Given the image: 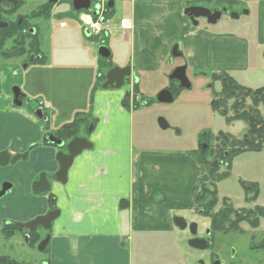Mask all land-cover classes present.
I'll return each instance as SVG.
<instances>
[{"label": "crops", "instance_id": "0c3cea01", "mask_svg": "<svg viewBox=\"0 0 264 264\" xmlns=\"http://www.w3.org/2000/svg\"><path fill=\"white\" fill-rule=\"evenodd\" d=\"M130 1L133 5L131 16L127 17L130 29L123 32L118 26V30L130 45L128 66L135 79L136 74H160L168 66L172 70L176 59L182 60L179 66L186 63L187 69H199L201 73L231 74L250 68L249 42L230 33L192 25L183 15L184 0ZM261 17L264 22V6ZM57 25L53 23L51 28L55 36L68 37L79 31L91 38L77 21H68L66 29H58ZM87 45L95 57L96 47L92 43ZM172 50L178 54L173 56ZM171 55L173 62H170ZM45 56L44 64L34 65L25 92L40 100L54 119L58 116L56 104L65 101L54 98L57 92L51 73L54 68L47 65L51 59ZM97 66L88 67L92 69L88 86L95 95L89 111L83 113L88 114L89 122L98 119L100 126L97 130L94 123L96 133L87 139L93 147L74 159L67 182L56 186L55 208L61 214L53 223L48 252L50 264H132L130 244L134 236L176 233L179 229L174 217L192 214L200 187L208 182L205 167L192 156L195 150L148 146L142 135L135 134V116L141 106L138 103V109L124 106L126 91L97 88ZM17 115L20 118L4 121L0 118V150L9 147L12 152H23L29 144L41 143L47 132L27 112ZM71 122H64L59 128ZM51 128L55 130L52 125ZM53 155L52 148L39 146L32 152L30 162L0 170V182L9 180L15 185L14 191L0 202L1 214L7 210L5 213L11 218L17 217L13 221H24L35 216L33 211L46 213L49 202L39 198L43 193H30V189L40 172L45 171L47 177L53 173L55 177L59 165ZM123 200L129 204L126 209L120 208Z\"/></svg>", "mask_w": 264, "mask_h": 264}, {"label": "rangeland", "instance_id": "374dc122", "mask_svg": "<svg viewBox=\"0 0 264 264\" xmlns=\"http://www.w3.org/2000/svg\"><path fill=\"white\" fill-rule=\"evenodd\" d=\"M174 1L176 0H159L162 3ZM37 5L36 0H29L25 11H31ZM54 5L52 24L58 23L61 17V20L67 23L68 21L71 23L76 21L70 0H58V3ZM132 9V1L115 0L114 13L105 17L109 21L110 35L108 38L103 36L94 37L93 35L91 38H86L84 33L79 31L68 37L55 36L50 29L47 32L44 31L45 33L42 32L44 34L41 36L43 52L51 59L47 65L52 66L51 69L54 68L51 73L54 74L57 84V92L54 98L65 101L62 104H56L57 106L54 108L58 116L52 119L51 124L55 128L53 131L56 132V129L64 122H74L79 113L83 117L88 115L83 112L89 111L95 95L93 90L91 91V87L88 86L90 82L89 73L91 74L92 71L88 67L89 65L93 66V64L99 66L97 61L100 47L105 46L111 51V64L113 67L125 68L131 63L130 45L124 40L123 33L118 30V24L122 17L129 18L131 16ZM258 20L259 18H257L254 11L253 16L249 17L247 24L244 26L223 22L215 25V27H203L217 33L239 35L249 41L250 68L248 70L233 71L230 75L242 86L252 90L264 88V27H259ZM258 38L262 42H258ZM87 43H92L96 47L97 55L95 57L91 56ZM90 57H92L91 61ZM181 61V59H176L173 67L179 66L182 63ZM174 68L171 70L168 66L160 74L146 76L136 74L137 90L136 86L133 89L132 84L134 82H126L119 89L131 94L135 91L137 103L142 108L135 116V134L142 135L148 146L153 145L177 150H197L200 142H202L208 149L206 158L208 162H211L215 155L212 158L209 155L210 153L231 151V148L224 146L219 139L220 132L226 133L232 138L241 139L247 130V126L242 121L228 123L226 118L212 107L213 100H218L217 95L221 91L222 85L220 82L212 80L211 72L201 73L199 69H187L186 75L191 83V88L182 90L173 103L158 102L157 96L167 86L168 76L174 71ZM34 69V65L24 68L21 59L0 64V110H10L9 107L13 101L12 91L15 87H23L25 91L28 90V80H30L31 71ZM133 80L135 81V79ZM35 104L33 102L31 105L34 106ZM138 107L136 108L138 109ZM260 110L264 115V106H261ZM231 116H233V112H229V117ZM159 119H164L169 128L163 130L159 125ZM92 122L93 124L87 130L85 129L79 133V137L87 140L96 133L94 123L97 124V130L100 123L95 118ZM205 134L209 137L201 139ZM52 149L54 150L52 158L59 165L58 148ZM45 159L48 158L45 157ZM225 169V166L222 165L219 167V172H224ZM228 171L229 176L216 184L218 204L212 212L217 213L224 210L226 208L224 201H228L227 206H230V202L233 204L232 207L237 209L234 212H249L250 215V211L256 210L257 207L264 209V152H247L235 157ZM43 174L47 176V173L43 171L38 173L36 178L39 179ZM48 177L51 188L39 196L40 199L46 200V202L52 195H56V186H62V183L58 182L56 177H53V173H48ZM243 183L258 186V197L255 201L252 199V194L250 196L245 192ZM32 192L33 184L30 189V193ZM247 196H250V199ZM3 200L4 198L0 199V202ZM1 204L4 207L6 205ZM10 208L11 205L7 209ZM243 208L249 210L243 212L241 211ZM50 210L51 207L47 205L45 214H35L33 211L35 215L33 218L20 220L19 222H29L46 215ZM197 210L201 209L199 206L194 205L192 214H188L184 219L188 223L195 222L198 224L200 234H203L204 229L211 226L212 219L202 214L198 215ZM5 212L7 210L2 211V214L0 213V220L7 219L11 221L17 219L15 215L14 218H11L12 216L10 217V214ZM251 218V220H254L255 216L252 215ZM234 220L235 218L231 217L223 230L214 232L213 239L217 246L212 253L217 250L229 255L234 250L237 255L246 256L249 264H264V247L256 251H252L250 248L251 242L254 245L264 244V219H259L258 228H254L249 221H243L237 231L230 229V224ZM52 228L42 230V237L52 236ZM190 237L189 230L187 232L177 230L176 233L137 234L134 236L133 243L130 244L133 251L132 264H196L198 252L188 245L187 240ZM209 253L207 252L206 255H209ZM0 254L10 255V257L23 264H50L49 253L30 248L22 235L5 239L0 232Z\"/></svg>", "mask_w": 264, "mask_h": 264}, {"label": "flooded vegetation", "instance_id": "af4514ba", "mask_svg": "<svg viewBox=\"0 0 264 264\" xmlns=\"http://www.w3.org/2000/svg\"><path fill=\"white\" fill-rule=\"evenodd\" d=\"M28 2L29 0H0V64H2L3 62H7L11 60H18V59L23 60L24 68H29L31 65H39L42 63L44 64V60L46 56H45V53L43 52V42L41 41V36L44 35L42 34V32L44 31L47 32L49 31V29L51 30L52 28V18H53L54 6L49 12L48 6H47V4H51L49 0H36L38 5L34 9H31V11H25V8L28 5ZM263 6H264V0H184L183 15L187 18V20L192 25H195L196 27H200V28L201 27H215V25L219 23H223V22H225L226 24H240L241 26H244L247 24L249 17L253 16L254 11H255V15L257 16V18H259L258 25L260 27L264 25V22L262 21V17H261ZM199 8L209 10L211 12V15H209L207 12L203 10H198ZM40 12H43L46 17L41 19L38 15L40 14ZM232 35L236 36L239 39H244V38H241L239 35H235V34H232ZM257 41L262 42L261 39L259 40V38ZM171 53L176 55L178 54V51L172 50ZM42 59H43V62H41ZM174 60L175 59H173V56L170 57V62H173ZM184 65H186V63H184L182 66ZM186 72H187V69H186ZM106 75H105L104 80L102 79V81L100 82L98 81L97 88L103 87V85L106 82ZM97 78H100V79L103 78L99 70H98ZM131 80H132L131 78L126 79L125 84L126 82L132 83ZM215 82H219V81H215ZM237 83L241 85L239 82ZM132 85H133V89H135V85L134 84ZM180 85H181L180 82L177 80H169L165 89L170 90L174 98L176 99L178 94L182 90H184V88H181ZM12 97H13V101H12V104H10V107H9L10 110L0 111V118H2L3 121L8 118L17 119V118H20L17 114L21 115V112L24 111V112H27L28 115L31 116L37 122H41L47 128V132L44 135V138L41 143L33 142L29 144L27 149L23 152L21 151L12 152L9 147H6L0 150V170H6L7 168H10V167L17 168V166L20 163L30 162L32 152L36 150L39 146L58 148L59 152H63L67 154L68 153L67 145L69 144V142L73 138L79 137V133L81 131L85 129L87 130L90 127V125L93 124L92 122H88L85 126L80 127L78 133L72 139L68 140L66 137L67 136L66 133L64 134L61 133L58 135L57 131L60 128L56 130V132L51 130L52 129L51 128L52 118L49 112L42 105L43 103L40 100L28 96L25 90L23 89V87L21 88L15 87L12 91ZM126 99L128 103L126 102L124 106L128 108L129 107L136 108L137 95L135 94V91L133 93V97H132V94L128 92V94L126 95ZM216 101L217 99H214L212 104H215ZM33 102L36 103L34 106L31 105ZM19 104H21V106H17ZM227 104H235V100L230 99L227 102ZM244 104H248V102L246 101ZM37 113L39 114V116L37 115ZM40 117L43 118L44 120H42ZM51 136H54L56 139L60 141H63L64 145L61 147H58L54 145L53 143H49L47 141V138ZM216 163H218V161H216ZM221 163L223 164V162ZM46 178L48 180L47 176ZM48 182L50 184L49 180ZM9 186H11V188ZM5 189L7 190L6 194L2 197L0 196V199L7 198L8 195L14 191L15 189L14 183H12L9 180H2L0 182V194ZM44 192L45 191H38V192H33V193L41 194ZM232 205L233 204L230 202V207L234 211L235 210L237 211V209L235 207L233 208ZM54 210H57V209L56 208L51 209L49 212L54 211ZM246 210H249V209L243 208L241 211L244 212ZM238 213L243 214L244 217H247L249 215V212L242 213L239 211ZM197 214L204 215L203 210H197ZM29 222H26V223H29ZM26 223H20L19 221H13V220L8 221L7 219L1 220L0 221V232L2 236L5 237V239H8L9 237L12 238V237H17L18 235H22L26 240L27 246H29L32 249L38 250L40 243L43 242L49 235L42 237L41 231L46 230L42 226H38L35 231H31L26 228L20 229L18 227V224L23 226ZM11 225H13L15 228L9 229L8 227H10ZM10 232L11 234H9ZM214 232L216 231H214L211 225L204 229V231L202 232L203 234H200L201 232L199 231V226H198V233L196 234V236L191 235L190 239L196 237L199 239L208 240L210 242L206 249H203V250L196 249V252H198L197 254L198 258L196 259V264H216V263L218 264H249V260L246 259L247 258L246 256H242V255L239 256L235 253L234 250L231 251L229 255L221 251H217V250L215 251V253H212L213 249L214 248L216 249V246H217L213 239ZM51 239H52V236H51ZM33 243L34 244L36 243L34 247L32 246ZM49 243L46 247L45 252H49ZM258 247L259 245H254L251 242L250 248L252 249V251L258 250ZM207 252H210L209 255H206ZM4 255H7V254H0V256H4ZM7 256H10V255H7Z\"/></svg>", "mask_w": 264, "mask_h": 264}, {"label": "trees", "instance_id": "16d2710c", "mask_svg": "<svg viewBox=\"0 0 264 264\" xmlns=\"http://www.w3.org/2000/svg\"><path fill=\"white\" fill-rule=\"evenodd\" d=\"M47 6L50 12L54 4H47ZM38 15L41 19L46 17L43 12H40ZM61 18H59V22L62 21ZM99 60L101 64L98 70L103 76L101 79L98 78V81L100 82L102 79H105L106 72L112 67V64L111 62H108V60L102 58ZM41 62H43V59ZM211 77L214 81H219L222 84V90L217 95L218 100L215 104H212V107L219 111L221 115L226 118L228 123L234 121L244 122L247 126V130L241 139L232 138L228 134L220 132L218 135L219 139L224 146L230 147L231 151H217L215 153H210L209 155H211L212 158L215 155V158L211 160V162H208V159L206 158L208 149L202 142H200L198 149L192 152V156L196 159V162L207 169L209 176V182L203 183L200 187L195 199V206H199L200 209L203 210L204 216L211 217V225L216 232L223 230L231 217L235 218L234 222L230 224L231 230H239V225L243 221H249L254 228H258L259 219H264V209L262 208L257 207L256 210L250 211L248 217H244L243 214L234 212L230 206H227L228 201H224L226 206L224 210L217 213H213L212 211L218 204L216 184L229 176L228 170L231 168V162L233 159L247 152H264V115L260 110V107L264 106V88L252 90L241 86L227 72L214 73ZM127 99L124 100V105L127 102ZM230 99L235 100V104H227ZM246 101L249 102L250 105L244 104ZM229 112H233V116L229 117ZM88 119V115L83 117L82 114H78L74 122L63 126L57 131L58 135L66 133L67 139H72L78 133L80 127L85 126L89 122ZM208 137L209 135L205 134L201 139H207ZM216 161H218V163H216ZM221 162H223V164ZM221 165H224L225 167L228 165V168H226L224 172H219V167ZM243 186L245 187V192L248 195L252 194V199L255 201L258 197V186L245 183H243ZM250 196L247 198L250 199ZM49 205L51 209H55L54 196L49 198ZM252 215L255 216L254 220H251ZM8 228L14 229L15 227L11 225ZM9 234H11V232ZM35 244L33 243L32 246L34 247ZM263 247L264 244L259 245L258 249H262ZM0 264L22 263L10 256L4 255L0 256Z\"/></svg>", "mask_w": 264, "mask_h": 264}, {"label": "water", "instance_id": "95a60500", "mask_svg": "<svg viewBox=\"0 0 264 264\" xmlns=\"http://www.w3.org/2000/svg\"><path fill=\"white\" fill-rule=\"evenodd\" d=\"M57 2H58V0H51L50 1V3H57ZM114 5H115L114 1H112V0L108 3V7L110 9H113ZM72 6H73V9L75 12L89 11V10H91L90 9L91 0H73ZM95 9L97 11H99L100 6L97 5L95 7ZM198 10H203V11L207 12L209 15H211V12L209 10H206L203 8H199ZM98 54L102 59H105V60H110V58H111V51L105 46H102L99 48ZM172 55L175 56V54H172ZM186 69H187L186 65L176 68L172 72V74L169 76V80H177L180 82L181 88L190 89L191 83L186 76ZM131 76H132V68L131 67H129V66L125 67V68L113 67L112 69H110L108 71V73L106 75V82L103 85V88L111 87L114 89H120L125 85L126 79L130 78ZM174 100H175V98H174L173 94L168 89L162 90L157 96V101L160 103L169 104V103H173ZM17 106H21V104H19ZM37 115L39 116L38 113H37ZM41 119L44 120L43 118H41ZM159 125L163 130H166L169 128L168 123L164 119H159ZM47 141L49 143H53L54 145H56L58 147H61L64 145L63 141L56 139L54 136L48 137ZM92 147H93V145L90 142H88V140H86L84 138H80V137L73 138L69 142V144L67 145L68 153L65 154L63 152H59L57 155L58 162H59V170L56 173V180L62 184L66 183L67 178H68V171H69L70 167L72 166L74 159L77 156H79L84 150L90 149ZM9 187L11 188V186H9ZM50 187L51 186H50V184L46 178V175L43 174L40 177V179L34 183L33 192L47 191L50 189ZM6 189L3 190L2 193L0 194L1 197L6 194V191H7ZM128 206H129V204L125 200H123L120 203L121 209H126V208H128ZM60 214H61V212L59 210H54V211L47 213L44 216H41V217H38V218L32 220L29 223H26L23 226L18 224V227L20 229L26 228V229H29L31 231H35L38 226H42L44 229L50 230L52 228L53 222L56 221L60 217ZM174 223H175L176 227L180 230L188 229L192 236H196V234L198 233V224H196L195 222L188 224L184 218L176 216V217H174ZM50 240H51V236L49 235L43 242L40 243V245L38 247L39 252H45L46 247H47ZM209 243L210 242L208 240L199 239L196 237H194L188 241V245L191 248L199 249V250L206 249L208 247ZM216 264H218V263H216Z\"/></svg>", "mask_w": 264, "mask_h": 264}, {"label": "built area", "instance_id": "2783aa9c", "mask_svg": "<svg viewBox=\"0 0 264 264\" xmlns=\"http://www.w3.org/2000/svg\"><path fill=\"white\" fill-rule=\"evenodd\" d=\"M102 4V9L100 11L93 10L92 12H81L77 14V22L80 24L81 28L88 31L90 35L101 36L104 33L109 34V21L105 19L104 5L108 0H98ZM120 29L126 32L130 29V20L128 18H122L119 22ZM68 24L63 21L57 25L58 29H66Z\"/></svg>", "mask_w": 264, "mask_h": 264}]
</instances>
